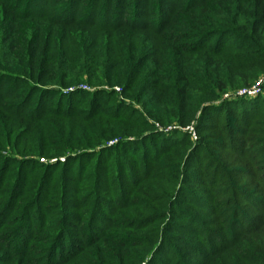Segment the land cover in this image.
Returning a JSON list of instances; mask_svg holds the SVG:
<instances>
[{"label":"rangeland","instance_id":"rangeland-1","mask_svg":"<svg viewBox=\"0 0 264 264\" xmlns=\"http://www.w3.org/2000/svg\"><path fill=\"white\" fill-rule=\"evenodd\" d=\"M34 1L0 0L3 5L0 6V58H5L0 61V89L1 95H6L1 101L4 113L9 112L6 109L10 106L23 103L18 97L23 91L22 84L16 86L15 92L9 89L14 80L20 79L13 57L20 48H26L28 36L38 29L39 36L32 38L38 42V47L51 39L55 47V52L51 53L52 66H59L55 68L56 79L69 83L59 87L53 83L46 85L60 92L64 102L69 93H85L81 102L78 100L81 95L74 96V100L80 102L74 107L80 117L86 113L93 118L96 112L102 119L112 116L117 121L108 125L120 126L125 134L132 135L128 139L131 142L149 135L143 123L153 125L169 145L187 136L188 145L184 147L167 144L162 149L149 139L126 150L133 153L139 149V157L147 154L157 159L151 165L143 164V168L148 165L150 173L136 171L142 180L136 186L137 191L150 196L144 204L149 213V220L145 222L149 233H157L169 224L198 232L211 247L210 264H247L248 257L255 256V251L264 256V151L262 154L251 152L253 148L264 149V105L249 103L257 101L259 96L264 98V0H205L196 12L181 11L190 0H164L166 6L163 0H44L43 8L31 6ZM13 15L20 19H12ZM157 16L162 19L156 21ZM132 60L140 62L137 70L140 80L135 94L122 96L118 88H113L115 95L108 104L98 108L94 103L90 105L93 93H111L112 89L104 85L103 67L112 62L126 65ZM184 85H187L189 107L196 112V121L180 129L173 111L177 92ZM220 88H225L222 95L218 92ZM251 90L259 93L252 97L244 95ZM214 97L217 101L210 103ZM58 99L56 95L51 105L46 106H55ZM34 103L35 100L31 105ZM224 103L234 106L236 103L235 111ZM117 104L119 106L115 107ZM257 106L263 111L257 112L252 120L239 119L237 112ZM101 118L95 119L100 121ZM118 143L116 138L105 146ZM86 152L95 154L92 150ZM11 159L16 158L0 153V202L16 198L13 187L20 190L21 178L29 181V192L36 184L40 183L41 187L50 183L54 187L61 181L57 171L52 178L49 171L64 164L65 157L24 158L30 165L33 162L40 165L32 166L35 168L30 170L32 175L25 168L11 165ZM97 159H81L79 165L72 167L75 171L80 167L82 171L78 185H73L72 190L83 200L76 211L78 222L63 225L60 236L51 229L52 221L59 215L53 211L40 217L38 228L35 227L37 222L29 220L33 229L29 228L28 240L19 244L22 236L15 230L9 242L10 231L19 227L23 217L19 215V207L6 216L3 214L6 205H0V215L6 218V224H0V243L6 247L0 245V251H9L11 246L12 251H18L22 263L30 259L28 263L34 264L53 255L58 257L57 250L66 248L67 240L79 244L89 233L100 231V224L93 222L94 215L104 219L112 217L104 209L105 203L108 209L111 204H102L100 199L106 194H115L117 184L110 183V179L118 164L116 159ZM7 160L9 162L5 163ZM103 170L109 174L105 171L106 176L102 175ZM104 179L107 186L99 184ZM125 182L127 180L123 184ZM93 186L94 190L101 189L98 199L93 196ZM27 201V195L20 198V204ZM117 202L111 201L113 205ZM142 209L129 204L114 209L113 214L123 211L128 218L138 217L142 216ZM184 215L185 219L194 220L196 228L179 220ZM47 232L54 236L48 249L44 241ZM65 232L68 233L63 235ZM171 235L181 234L173 231ZM191 235L188 233L183 238L192 241Z\"/></svg>","mask_w":264,"mask_h":264},{"label":"trees","instance_id":"trees-1","mask_svg":"<svg viewBox=\"0 0 264 264\" xmlns=\"http://www.w3.org/2000/svg\"><path fill=\"white\" fill-rule=\"evenodd\" d=\"M204 3L205 0H190L181 11L196 12L195 10ZM30 4L37 8L45 7L44 0H35ZM162 4L166 6L164 0ZM0 6L2 7L3 5L0 4ZM13 16L14 18L12 19H20V17ZM29 18L36 20L32 17ZM160 19H162L161 16L156 17V21H160ZM38 33V29L34 30L28 36L26 48H20V52L13 57L16 60L15 65L20 70V79L14 80L13 82L15 83H12L9 89L11 92H15L18 85L22 84L23 91L19 93L18 97L23 103L10 106L9 109L5 108L9 112L4 113L1 101L5 99L6 95H1L0 89V153L6 152L15 156L16 159H11V165L19 169L25 168L30 175L33 174L30 170L35 169L32 166L40 165L36 162L30 165L31 163L25 162L24 158L61 156L65 157V162L64 164L56 165L55 169L49 171L51 178L53 173L57 171L61 179L60 183L54 187L50 183L40 187L39 183L36 184L34 190L29 192L31 187L29 181L21 178L18 185L20 190H17V186L13 187V195H16V198L9 197L0 202L1 206L6 205V210L3 212L4 215L6 213V216H10L19 207V215L23 217L19 227L15 226L10 231L9 242L12 240L15 230H17L16 234L22 236L21 239H18L19 244L21 241H26L25 239L28 240L31 231L29 228L33 229L29 220L37 222L35 227L38 228L40 217L43 214L50 215L53 211L59 212V215L52 221L51 229L53 232H57L59 236L62 235L63 225L68 224L69 226V222L76 224L78 222L76 211L83 198L77 197L79 193L72 190V186L78 185L82 177V171H80V167L76 171L72 170V167L75 164L79 165L81 159L91 160L98 158L97 160H100L103 158L106 160L108 158L110 161L116 159L118 164L117 168L113 171V177L110 179V183L114 181L117 184V190L114 195H107L104 192L106 195L102 197V200L100 199V202L102 204L105 202L111 204L108 209L107 203H105L104 209L107 215L112 217L104 219L94 215L93 222L98 225L100 224V231L92 232V234L89 233L87 239H84L79 244L75 242L68 243L69 240H67V247L64 249L61 247L57 250L59 252L58 257L53 255L51 258L47 257L38 260L41 261L39 263L35 261L34 264H210L211 247L207 246L204 240L206 238L201 237L198 232L196 233L192 229L175 227L172 224H169L168 228L159 230L157 233H149L146 229L147 225L145 222L149 220V213H146L147 209H145L144 204L150 199V196L144 192L137 191L136 186L142 180L138 178L136 171L143 170V173H150L149 169H147L148 165H145L147 168H143V164L148 163L151 165L157 159L155 155L149 156L147 154H141L139 157V149L134 150L133 153L126 150L128 147H138L139 144L147 142L149 139L154 140L163 149L167 144H170L169 141L162 139L164 138L163 135L157 133L153 125L147 123H143L144 125L142 126L147 129L149 135L144 138H134L135 141L131 142L128 139L132 138V135L125 134L120 126L111 127L108 125L117 121L116 119L113 120L112 116H105L106 119H102L99 116L100 114L96 112L95 116L92 115L93 118L89 117L86 113L85 116L80 117V113H77V109L74 107L80 104L81 99H85V93H81L82 91H79V93L77 91L69 93L67 101L64 102V98L60 95V92L48 89L47 83H53V85L56 84L57 86H64V84L68 85L69 83H64L63 79L62 81L56 79L55 68L58 69L59 66H52L53 59L51 55L52 50L55 52V47H53V42L51 45V39L47 38L49 43L45 45L42 43L38 47V42L32 38V36L34 38L38 37ZM2 60H5V58H0V61ZM139 67L140 62L136 60H132V63L126 65L115 62L107 63L103 67L102 78L104 85L112 89L110 90L111 93L95 92L90 96L89 104L94 103L96 108L101 105L105 106L112 96L115 95L113 88H118L122 96L135 94L140 80V74L137 73ZM184 79L182 78V81ZM186 86L184 85L178 90V100L173 111L174 121L180 129L188 128L196 121V112L189 107ZM218 92L220 95L224 94L225 88H220ZM56 95L59 96V99L56 101L55 106L47 107L46 104L51 105V101ZM75 95L82 96L78 98L80 102L74 100ZM256 99L258 100L255 102H249L250 105H264V98L259 96ZM34 100L35 103L31 105ZM101 100L102 102H100ZM215 101H217L216 97L212 98L210 103ZM223 105L229 108L232 107L231 110L235 111L236 103L235 106L231 103H224ZM118 106V104L115 105V107ZM249 109L250 107L248 110L237 112L239 119L245 120L246 117L245 121H249L254 118L257 112L263 111L259 109V106L254 108L256 111ZM97 117L101 118V120H96L95 118ZM70 125L71 128L69 129ZM116 138L119 139L117 145L105 146L107 142ZM151 143L149 146H151ZM171 145L174 148L178 147V145L181 147L187 146V136L183 135L179 142L172 143ZM91 150L95 151V154L86 152ZM263 151L264 149L256 151V148H253L251 152L253 154H262ZM73 154H78V156L72 157L71 155ZM2 158L4 159L3 156ZM137 161L141 163H137ZM8 162L9 160L5 163ZM105 171H102V175L104 176L108 173V171H106L107 173ZM122 172L126 174L123 176ZM50 177H48L49 180L51 179ZM125 180L127 182L123 184ZM99 184L108 185L105 183V179L99 181ZM92 188L94 190V186ZM95 189L98 192L96 193V190H94L93 196H96V199H98L100 198L99 193L101 194L102 192L98 187ZM56 194H58L57 199L55 198ZM25 195L28 196L29 201L20 204V198L25 197ZM67 195L68 198H65L64 196ZM112 200H117L118 202L113 205L111 203ZM129 204L134 208L143 207L142 216L128 218V215H124L123 211L113 214L114 209H122L125 205L129 206ZM166 206H168V203ZM3 214L0 215V224H6L4 223L6 222V218L2 219ZM185 218L187 216L184 215L179 220L192 225V228H196L194 227L197 226L193 222L194 220ZM109 228L115 231L109 233L107 231ZM173 231L180 232L181 235L172 236L171 233ZM66 233L68 232L63 233V235ZM188 233L192 234V241H187L183 238ZM52 235L50 232H47L45 235L44 241L47 244V249L54 240V236ZM2 244L0 243L3 248L6 247L3 242ZM16 252L18 251L11 250V246L9 247V251L8 249L6 252L4 250L0 251V264H29L28 262L32 261L26 259L22 263V258ZM50 252H48V256ZM255 252V256L252 255L248 257L249 259L247 258V264H264V256H259Z\"/></svg>","mask_w":264,"mask_h":264},{"label":"built area","instance_id":"built-area-1","mask_svg":"<svg viewBox=\"0 0 264 264\" xmlns=\"http://www.w3.org/2000/svg\"><path fill=\"white\" fill-rule=\"evenodd\" d=\"M256 93H259V91L251 90V91H249V92H246L244 95H245V96L252 97V96L256 95Z\"/></svg>","mask_w":264,"mask_h":264}]
</instances>
